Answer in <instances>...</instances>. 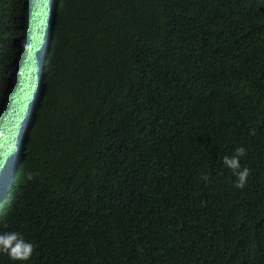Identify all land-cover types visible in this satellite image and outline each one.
Returning <instances> with one entry per match:
<instances>
[{
    "label": "trees",
    "instance_id": "1",
    "mask_svg": "<svg viewBox=\"0 0 264 264\" xmlns=\"http://www.w3.org/2000/svg\"><path fill=\"white\" fill-rule=\"evenodd\" d=\"M18 3L0 0V58ZM49 32L42 185L0 214L27 264H264V0H70ZM236 147L243 189L221 163Z\"/></svg>",
    "mask_w": 264,
    "mask_h": 264
},
{
    "label": "clouds",
    "instance_id": "2",
    "mask_svg": "<svg viewBox=\"0 0 264 264\" xmlns=\"http://www.w3.org/2000/svg\"><path fill=\"white\" fill-rule=\"evenodd\" d=\"M68 1L22 0L16 44L9 56L0 58V80L8 89L19 91L22 87L23 105L17 117L0 113V214L8 196L16 197L19 192L29 191L33 195L42 185L31 153L37 144L39 150L49 139L47 132L38 125L39 116L44 113L43 61L51 41L49 29L59 13L65 11ZM18 6V0H9L12 12ZM245 155L244 147H236L231 155L221 157L223 167L235 177L237 189L246 186L250 175V169L241 165ZM201 179L207 181L208 177L203 175ZM34 248L35 245L21 233L0 231V264H27Z\"/></svg>",
    "mask_w": 264,
    "mask_h": 264
},
{
    "label": "rangeland",
    "instance_id": "3",
    "mask_svg": "<svg viewBox=\"0 0 264 264\" xmlns=\"http://www.w3.org/2000/svg\"><path fill=\"white\" fill-rule=\"evenodd\" d=\"M5 69V68H4Z\"/></svg>",
    "mask_w": 264,
    "mask_h": 264
}]
</instances>
